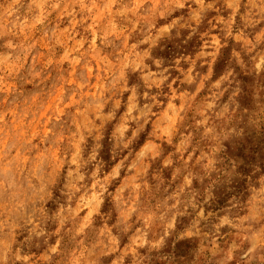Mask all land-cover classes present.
I'll list each match as a JSON object with an SVG mask.
<instances>
[{"label":"clouds","instance_id":"1","mask_svg":"<svg viewBox=\"0 0 264 264\" xmlns=\"http://www.w3.org/2000/svg\"><path fill=\"white\" fill-rule=\"evenodd\" d=\"M0 264H264V0H0Z\"/></svg>","mask_w":264,"mask_h":264},{"label":"rangeland","instance_id":"2","mask_svg":"<svg viewBox=\"0 0 264 264\" xmlns=\"http://www.w3.org/2000/svg\"><path fill=\"white\" fill-rule=\"evenodd\" d=\"M43 115V114H42Z\"/></svg>","mask_w":264,"mask_h":264}]
</instances>
